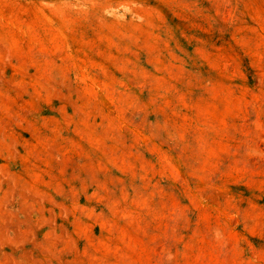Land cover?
Returning a JSON list of instances; mask_svg holds the SVG:
<instances>
[{"label": "rangeland", "instance_id": "rangeland-1", "mask_svg": "<svg viewBox=\"0 0 264 264\" xmlns=\"http://www.w3.org/2000/svg\"><path fill=\"white\" fill-rule=\"evenodd\" d=\"M0 264H264V0H0Z\"/></svg>", "mask_w": 264, "mask_h": 264}]
</instances>
